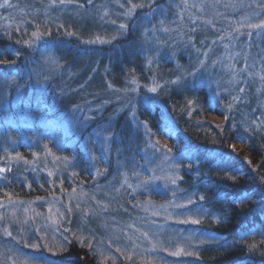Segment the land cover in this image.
I'll return each instance as SVG.
<instances>
[{
	"label": "rangeland",
	"instance_id": "obj_1",
	"mask_svg": "<svg viewBox=\"0 0 264 264\" xmlns=\"http://www.w3.org/2000/svg\"><path fill=\"white\" fill-rule=\"evenodd\" d=\"M159 1L133 0V3L143 2L144 8L159 3L156 7L154 4L150 6L151 11L145 14V21L156 14L157 22L151 27L146 22V29L149 33V60L153 62L154 76L158 75L160 82H152L144 92L137 81L123 88L108 83L101 91V102L89 100L74 108L78 109L77 112L64 120L55 116L54 120L60 121L64 127L62 136L72 147L82 137L84 162L79 167L82 173H78L73 160L63 163L64 169L50 166L49 170L44 166V171L35 162L32 167L45 173L34 176L35 190H32V181L29 180L23 190L14 187L13 203H9L8 196L0 197V205H3L0 207V264H59L60 261L54 257L71 244L88 248L103 264H203V246L217 238L210 237L202 227L206 217L212 215L205 198L200 199L204 195L189 191L181 184L182 162L190 150L185 144L178 147V129L161 101L156 99L163 107L167 123L159 131L152 130L147 122L140 120L137 109L140 103H149L150 97L157 96L163 81L160 77L167 75L162 68L178 65L179 71L180 68L186 70L184 73L180 71V77L191 79L190 83L195 88L204 86L207 89L214 107L209 113L212 121L224 123L231 120L236 112V100L251 99L250 91L259 97L262 106L254 108L251 114L263 123L264 29L247 25L264 20V11L255 7V0H187V7L183 0ZM94 2L64 0L61 4L60 0H55L53 4L50 0L45 11L54 12L57 8L59 12L54 16L65 10L79 13L80 9L91 8ZM112 2V19L116 16V22L127 25L120 30L124 34L139 8L130 17L123 16L129 7L126 0H104L102 6L109 9ZM121 3L125 7L121 8ZM233 3L237 5L235 8L224 7ZM241 3L245 6L240 7ZM9 17L8 14L1 17L0 28L8 27L7 39L21 35L25 39L21 44L28 51H24L20 58L12 49L15 54L10 61L0 59L2 67L12 70L9 74H0V128L6 131L5 140H0V167L10 169L0 174V184H5L8 178L5 180L3 177L15 170L14 162L24 161V171L28 167L29 157L20 152L21 146L32 145L37 139L43 140L41 133L32 128V124L37 127L36 122L42 123V118L34 114L27 103L32 101L35 93L52 91V80L59 77L62 69L52 50L43 52L40 58L32 57L36 44L29 46L32 34L24 36L21 33L22 28L28 29L27 25L32 29V15L25 22ZM170 18L173 23H180L169 26L166 20ZM57 27L64 26L59 24ZM189 32L195 34V38L200 37L199 42L186 43ZM96 41L110 42L111 39ZM0 54L6 55L7 52L0 49ZM49 56L56 59L59 67L46 62ZM182 59L188 61L183 63ZM250 84L254 85V90ZM154 87L156 91L152 92L150 89ZM112 103L115 107L113 119L128 109L129 116L135 120V127L125 135L132 144L133 156L130 159L123 153V138L118 136L116 141L119 132L111 129L110 123L83 136L98 113L101 115L103 109ZM81 119L83 127H72V121ZM237 121L242 123V119ZM50 135L53 141L60 139L53 128ZM61 142H58V148ZM232 147L234 151H243L247 158L250 157L241 135L232 142ZM28 148L32 150L31 146ZM153 176L170 179L153 180ZM171 179H175L174 184ZM65 181L72 188L63 196L59 189L65 187ZM143 181L150 182L147 190L140 187ZM74 185L80 186L81 190L73 193ZM191 219H199L200 223L179 222ZM174 252L179 254L172 255Z\"/></svg>",
	"mask_w": 264,
	"mask_h": 264
},
{
	"label": "trees",
	"instance_id": "obj_2",
	"mask_svg": "<svg viewBox=\"0 0 264 264\" xmlns=\"http://www.w3.org/2000/svg\"><path fill=\"white\" fill-rule=\"evenodd\" d=\"M78 1L81 3L86 0ZM103 1L95 0L91 8L80 9L79 13L65 10L58 16H54L59 12L57 8L54 12L45 11L50 0H9L13 7L0 8V22L1 17L6 14L11 17L8 19L23 22L32 15V29H29L28 25V29H21L24 36L37 30L43 34L42 38L34 43L32 57L40 58L43 52L52 50L62 64L59 77L52 80L54 89L35 93L32 101L27 103L33 113L42 118V123L36 122L37 127L32 124V128L41 133L43 140L37 139L32 145L21 146L20 152L29 157L28 167L24 171V161L14 162L15 170L8 173L5 184H0V197H6L8 193L14 197V187L23 190L29 180L32 181V190H35L34 176L45 175L41 172L44 171V166H48L49 170L50 166L64 169L63 163L73 160L78 173H82L79 170L84 162L81 151L82 137L77 140L76 146L72 147L62 136L64 127L60 121L54 120L55 116H61L64 120L77 112L78 109L74 108L89 100L101 102V91L108 83L116 88H123L137 81L140 83V90L144 92L152 82H160L158 75L154 76V64L149 60V33L146 29V22L150 23L149 27L157 22L156 14L145 21V14L151 11L154 3L151 7L139 8L130 20L127 32L123 34L119 28L121 22L115 21L116 16L112 19L114 2L108 9L102 6ZM163 1L165 0L159 2ZM2 3L3 0H0V4ZM158 4L155 3L154 7ZM166 21L170 23L169 26L180 23H173L171 18ZM59 24L64 27H57ZM7 34V26L5 29L0 28V49L7 52L6 55L0 54V59L10 61L17 52L22 58L23 52L28 51V48L21 44L25 39L21 38V35L7 39ZM194 35L189 32L186 43L199 42L200 37L195 38ZM98 39L111 41L98 43ZM12 49L16 52L13 53ZM187 61L182 59L183 63ZM176 66L162 68L167 72L166 76L160 77L163 80L162 87L157 96L150 97L149 103L139 104L137 113L139 119L147 122L152 130L159 131L163 124L167 123L163 107L156 99L161 101L178 129V147L185 144L190 150V156L185 157L182 162L181 184L189 191L204 195L206 207L212 215L206 217L202 227L210 237L217 238L203 246V264H264V255H261L264 252V244H261V241H264V235H261V230H264V122L259 123L251 114L257 106L262 108L260 99L249 91L251 99H235L238 104L231 120L216 123L209 118V113L214 107L207 89L204 86L193 87L191 79L180 77L182 74L179 66ZM11 72L10 68L0 65V74ZM178 77L179 83H170ZM249 86L254 90L253 84ZM114 112L112 103L103 109L101 115L98 113L94 122L86 127L83 136L103 124L108 126L110 123V128L119 132L116 141L118 136L123 138V153L130 159L133 156L132 144L127 141L125 135L133 130L135 120L129 116L128 109L113 119ZM238 119H242V123H239ZM73 120H77L76 117H73ZM83 123L81 119L79 122L72 121L71 124L72 127L77 125L80 128ZM51 128L57 132L58 137L60 136V148L57 147L58 142L51 139ZM5 134V129L0 128V140H5ZM240 135L250 152L249 158L243 151L236 152L232 147V142ZM30 146L32 150L28 148ZM35 162L41 171L32 167ZM23 174L25 175L22 176ZM31 176L32 179L29 178ZM63 184L65 187L59 189V193L66 196L71 192L72 186H68V181ZM73 188L81 190L80 186L74 185ZM246 194H251V199L240 203L239 200ZM253 243L257 245V249L250 251V245ZM54 258L60 261L59 264H103L88 248L78 244L65 247Z\"/></svg>",
	"mask_w": 264,
	"mask_h": 264
},
{
	"label": "snow or ice",
	"instance_id": "obj_3",
	"mask_svg": "<svg viewBox=\"0 0 264 264\" xmlns=\"http://www.w3.org/2000/svg\"><path fill=\"white\" fill-rule=\"evenodd\" d=\"M89 3H91V0H88ZM52 3L54 4L55 3V0H52ZM60 3L63 4L64 3V0H60ZM126 3L129 5V7L127 8V11L122 13L123 16H131L138 8H144L146 5L145 3L141 2V3H133V0H126ZM183 3L185 5V7H187V0H183ZM151 5H149L150 7ZM237 5L236 4H225L224 7H233L235 8ZM240 7H244L245 5L243 3H241L239 5ZM249 7H251V5H248ZM4 7H8V8H11L13 7V5L9 2V0H3V3L0 4V8H4ZM120 7L123 8L125 7V4L121 3L120 4ZM193 7H197V5H193ZM255 7L256 8H259L261 9L262 11H264V0H255ZM113 23H115V21H113ZM161 23H163V21H161ZM207 23H211V21H207ZM247 27L249 28H254V29H264V20H262L259 24H248ZM119 28L120 29H125L127 28V25L126 24H120L119 25ZM168 29H165V31H167ZM195 30V29H193ZM42 33H40L38 30L37 31H34L32 33V37H33V40L31 41V43H29L28 41H25V43H29V46H31L32 44L35 43L36 40H39L42 38ZM249 35H251V33H249ZM115 38V37H114ZM220 39H223V37H220ZM215 43V42H213ZM16 55L18 56L19 53L17 52ZM46 62H49L53 65H56L57 67H59V64L58 62L56 61V59L54 57H47L46 58ZM0 63H3V61H0ZM262 79H264V77H262ZM180 81V78L178 77L176 81H171L170 83H173V84H177L179 83ZM152 92H155L156 91V88H152L150 89ZM241 92L244 91V89H240ZM231 107V106H229ZM227 119V117H226ZM171 151V150H169ZM17 156H19V154L17 153ZM10 169H6L4 167H0V174H3L5 173L6 171H9ZM49 176L52 175L51 172L48 173ZM5 180L7 179L6 176L3 177ZM153 180L155 179H170L169 177H156V176H153L152 178ZM262 180H264V177H262ZM149 181H143L141 182L140 184V187L144 190H147L148 189V185H149ZM171 183H175V179H171ZM28 187L30 188L31 187V184L28 185ZM41 187H43V185H41ZM73 193H75V189H73ZM8 196V199H9V203H13L12 199H11V194L8 193L6 194ZM201 200L204 199L203 196L200 197ZM245 199H251V194H246L242 199L239 200L240 203H243ZM189 203H192V201L190 200ZM3 205H0V207H2ZM78 207V206H77ZM72 209L69 208V211H71ZM51 211V209H50ZM180 223H192V224H199L200 223V220L199 219H191L190 221L189 220H182V221H179ZM8 235H11V232L8 233ZM261 235H264V230H261ZM261 244H264V241H261ZM33 247H38V245H33ZM257 249V245L255 243H253L252 245H250V251L251 250H256ZM180 251H184L183 249H180ZM179 252H174L172 253V255H178ZM190 254V253H189ZM261 255H264V252L261 253Z\"/></svg>",
	"mask_w": 264,
	"mask_h": 264
},
{
	"label": "bare ground",
	"instance_id": "obj_4",
	"mask_svg": "<svg viewBox=\"0 0 264 264\" xmlns=\"http://www.w3.org/2000/svg\"><path fill=\"white\" fill-rule=\"evenodd\" d=\"M29 29H31V28H29ZM57 56V55H56ZM58 57V56H57ZM83 68L85 69V66H83ZM180 71L182 72V73H184L186 70H184L183 68H180ZM125 264H129V263H125Z\"/></svg>",
	"mask_w": 264,
	"mask_h": 264
}]
</instances>
